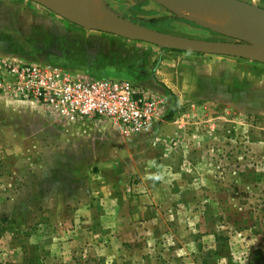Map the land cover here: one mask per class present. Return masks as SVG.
<instances>
[{
  "label": "crops",
  "instance_id": "0c3cea01",
  "mask_svg": "<svg viewBox=\"0 0 264 264\" xmlns=\"http://www.w3.org/2000/svg\"><path fill=\"white\" fill-rule=\"evenodd\" d=\"M93 35L75 30L56 38L69 42L65 53L92 56L102 64L60 65L47 55L34 65L63 68L76 77H90L92 69L108 71L112 79L161 96L163 116L144 134L125 137L114 127L123 140L97 158L95 143L85 138L89 133L81 132L85 121L63 122L37 103L1 93L0 228L26 231V245L35 248L39 264H148L154 256L148 248L156 241L140 237L160 209L158 202L173 197L170 183L177 179L179 160L193 148L194 125H205L199 122L208 117L205 112L199 118L181 115L179 105L210 103L219 110L231 108L235 119L264 117V64L182 52L186 72L194 69L198 74L195 81L181 76L169 50ZM101 46L108 49L103 55L111 56L104 58ZM6 59L23 62L8 53L0 56V62ZM181 85L191 89L180 91ZM32 106L36 114L30 113ZM215 136L224 147V131Z\"/></svg>",
  "mask_w": 264,
  "mask_h": 264
},
{
  "label": "rangeland",
  "instance_id": "374dc122",
  "mask_svg": "<svg viewBox=\"0 0 264 264\" xmlns=\"http://www.w3.org/2000/svg\"><path fill=\"white\" fill-rule=\"evenodd\" d=\"M238 1L264 10V0ZM104 3L116 16L154 31L191 39L230 41L208 30L206 25L182 18L151 0H105ZM75 30L102 39L116 37L86 31L33 2L0 0V56L8 53L16 60L37 64L48 55L51 62L61 65L66 61L67 65L79 68L101 62L92 56L65 53L69 42L56 37L69 36ZM99 50L104 58L111 56L103 55L108 52L106 46ZM169 54L174 56L176 70L182 77L198 79L196 70L186 72L184 65L188 66V62L179 58L185 53L169 51ZM192 56L198 58L199 55ZM91 72L86 78H115L108 71L92 69ZM190 89L180 86L183 92ZM193 91L194 98L198 99V87ZM179 106L181 115L199 118L205 112V116L211 118L200 120L199 123L205 125H194L195 136H190L193 148L186 152L184 161L179 160L177 179L170 183L173 197L158 202L160 209L140 237L156 241L154 248H148L156 258L153 256V262L148 264H264V117L235 119L231 108L220 107L219 110L216 104L210 103ZM29 111L36 114L38 110L32 106ZM216 116L223 118L217 120ZM84 124L81 132L89 133L85 138L95 143L97 158L107 155L114 144L123 140L107 120L85 121ZM220 124L222 129H219ZM55 126L62 129L66 125L55 123ZM218 130L224 131V147L215 136ZM7 228H0V264H39L35 248L26 245L27 232L17 227Z\"/></svg>",
  "mask_w": 264,
  "mask_h": 264
},
{
  "label": "built area",
  "instance_id": "2783aa9c",
  "mask_svg": "<svg viewBox=\"0 0 264 264\" xmlns=\"http://www.w3.org/2000/svg\"><path fill=\"white\" fill-rule=\"evenodd\" d=\"M0 73V94L37 103L63 122L107 120L126 137L150 131L163 116V98L128 81L11 59L0 62Z\"/></svg>",
  "mask_w": 264,
  "mask_h": 264
},
{
  "label": "water",
  "instance_id": "95a60500",
  "mask_svg": "<svg viewBox=\"0 0 264 264\" xmlns=\"http://www.w3.org/2000/svg\"><path fill=\"white\" fill-rule=\"evenodd\" d=\"M29 1L43 6L69 23L87 31L101 32L130 41L147 43L162 50L225 56L264 64V37L249 35L246 32L249 23L248 17L252 14L264 15V10L258 8L256 5L242 1L203 0L215 3L224 13L225 24L218 26L217 29H210L198 21H193L206 27L208 30L222 34L230 41L191 39L154 31L116 16L105 7V0H96V10L99 15V20L80 16L76 13L74 6L65 8L59 3V0H49L48 3H42L37 0ZM151 1L185 18L180 12H176L172 5L188 0Z\"/></svg>",
  "mask_w": 264,
  "mask_h": 264
},
{
  "label": "bare ground",
  "instance_id": "6f19581e",
  "mask_svg": "<svg viewBox=\"0 0 264 264\" xmlns=\"http://www.w3.org/2000/svg\"><path fill=\"white\" fill-rule=\"evenodd\" d=\"M48 3L49 0H37ZM59 3L68 8L74 6L76 13L85 18L99 20L96 10V0H59ZM176 12L192 21H198L210 29H217L225 24L222 9L213 2L203 0H188L172 5ZM246 32L249 35L264 36V15H250Z\"/></svg>",
  "mask_w": 264,
  "mask_h": 264
},
{
  "label": "trees",
  "instance_id": "16d2710c",
  "mask_svg": "<svg viewBox=\"0 0 264 264\" xmlns=\"http://www.w3.org/2000/svg\"><path fill=\"white\" fill-rule=\"evenodd\" d=\"M169 51H173V50H169ZM173 52H181V51H173Z\"/></svg>",
  "mask_w": 264,
  "mask_h": 264
}]
</instances>
